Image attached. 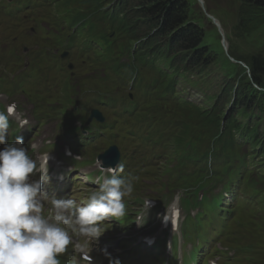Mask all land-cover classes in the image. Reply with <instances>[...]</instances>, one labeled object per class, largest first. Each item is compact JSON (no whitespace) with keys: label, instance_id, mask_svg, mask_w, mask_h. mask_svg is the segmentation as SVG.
<instances>
[{"label":"rangeland","instance_id":"374dc122","mask_svg":"<svg viewBox=\"0 0 264 264\" xmlns=\"http://www.w3.org/2000/svg\"><path fill=\"white\" fill-rule=\"evenodd\" d=\"M134 4L136 0H131ZM205 8L208 12L212 13L215 17L219 18L221 22V32L218 31L216 24L213 20L206 14L205 9H202L200 5V9L197 10V15L201 18V26L205 29V42H207L213 52L216 54L217 60H221L225 54L222 52L220 41L222 38L227 41V45L230 46L231 55L235 58H239L241 55H245V52L258 53L264 51V8H255L253 5H250L249 11L251 16L254 17L255 21H251L248 24L251 28L254 29L253 32L248 33V27H244L240 25L241 22V1L239 0H204ZM20 16H26L24 12L20 13ZM215 24V25H214ZM30 25V24H29ZM0 31L2 28L0 27ZM15 33L14 31L12 32ZM20 42H28L34 45V38H25L22 37ZM39 50L42 52L39 56H28L27 60L30 63L28 70L25 73L12 72V80L9 85L10 91H14L18 86V81L20 79L26 81L29 80L37 88L41 90H46L48 95L46 97V101L50 104L46 105L44 108H39L41 110V116L44 120L50 121L56 125V129L53 132L51 138L55 139L59 134L63 132V123L66 121L69 128H73L74 120L71 117L66 118V107L69 105L71 101L70 97V89L68 83V75L62 72V64L60 61L55 60L49 55V48H44L39 45ZM227 55V54H226ZM18 56V55H16ZM149 56V55H148ZM16 61H19L17 57ZM7 61L0 57V86L2 84L3 78H6V67ZM153 61L149 63V67L152 71L155 69L152 68ZM49 69H55L57 71L56 74H50ZM210 71L214 73H219L216 69H211ZM116 79L111 82L110 85H106L104 91L107 92L112 84L118 80V77L115 75ZM213 76H211V82L213 81ZM132 81H127L125 83L124 89L125 93L134 92L135 88H130V84ZM187 87L191 89L193 98L197 101L202 99V93H195L196 89L191 84H186ZM90 99V98H88ZM118 107L121 108V104H118ZM83 105L79 104L76 107V111L82 110ZM112 118V115L110 116ZM193 121L189 123L187 129L179 132L178 138H175V144H180V151H184L187 149H194L196 137L193 128ZM35 123V122H33ZM182 126L177 125V129H181ZM139 123L124 121L121 124H118L115 127L114 132H119L117 134V138L121 140L124 144L129 145L130 142L123 137L124 132H129L130 130H139ZM37 136H41V133L37 134ZM83 142L87 144V154H82L80 158L76 159L75 165L68 172V179L66 183L68 185H72L77 194H83L88 190H96L99 183L96 181V177L99 174V170L95 168V161L97 155L100 153L96 150H90L94 147L92 143V136L88 134L83 135ZM109 141L108 135L101 136L97 139L96 143L99 147H103ZM54 145L44 144V150L50 151L52 150ZM177 146H174L171 154L172 156L177 153ZM214 155L212 152L211 155ZM85 170V172H84ZM78 173H75L77 172ZM84 172V173H83ZM131 175L134 177L133 172ZM74 174V175H73ZM73 175V176H72ZM136 178V177H135ZM135 188L137 187H145L149 184V180L142 176H139L135 179ZM136 209H140V216H142L141 221H143L150 210L151 205H145L140 202ZM170 201L166 203V210L168 213L171 211L172 204H169ZM154 206L153 208H155ZM159 222V220H158ZM212 222V221H210ZM207 222L206 226L213 225L217 226V222L213 221L210 223ZM188 225L192 226V229L185 234L184 241L181 242L179 239L175 238L174 243L175 246L172 249L171 255L174 259L181 258V264H190L192 259H195L198 251L204 245L207 246V250H211V253L218 254L223 257V228L217 230H209L199 226V223L192 217H188L187 222ZM189 246L191 248H189ZM147 248H145L146 250ZM131 248H126L125 251H131ZM234 250H236L234 248ZM204 251V249H202ZM240 251L244 254V257L247 259L252 258L251 249L247 246L240 248ZM165 249H162V257H164ZM213 259V258H212ZM223 264H228V262H224Z\"/></svg>","mask_w":264,"mask_h":264},{"label":"clouds","instance_id":"9594fccd","mask_svg":"<svg viewBox=\"0 0 264 264\" xmlns=\"http://www.w3.org/2000/svg\"><path fill=\"white\" fill-rule=\"evenodd\" d=\"M16 106L0 111V264H60L58 256L71 243L69 229L96 236L100 222L126 214L124 198L134 191L135 177H122L123 164L105 169L109 173L88 202L77 206L73 199L51 198L54 215L45 217L43 180H30L37 163L28 154L22 136L8 142L9 120ZM27 119H20L21 127ZM49 159V156L47 157Z\"/></svg>","mask_w":264,"mask_h":264},{"label":"trees","instance_id":"16d2710c","mask_svg":"<svg viewBox=\"0 0 264 264\" xmlns=\"http://www.w3.org/2000/svg\"><path fill=\"white\" fill-rule=\"evenodd\" d=\"M242 1L255 8H264V0ZM120 3L127 20L126 34L139 41L151 56L158 72L164 74L167 68L177 69L181 65H185L184 71H187L190 65L203 66L214 61L209 46L201 44L205 30L200 24L202 21L195 17L196 0H136L134 4L131 0H120ZM247 12L250 22L257 20L251 16L249 8ZM244 59L251 67L254 78L264 84V54ZM226 61L229 74L244 72L242 66L232 63L228 58ZM168 77L169 74L163 78ZM153 95L154 89H146L137 105L153 112ZM181 110L182 107H176L173 115L165 117L169 129L178 123L180 118L175 114ZM200 140L204 142L203 138ZM223 140L232 148L236 147L229 138ZM194 159L195 156L189 157L190 161Z\"/></svg>","mask_w":264,"mask_h":264},{"label":"bare ground","instance_id":"6f19581e","mask_svg":"<svg viewBox=\"0 0 264 264\" xmlns=\"http://www.w3.org/2000/svg\"><path fill=\"white\" fill-rule=\"evenodd\" d=\"M158 113H160V111H157ZM164 114L160 115L159 118H163ZM211 157H213V154L211 155ZM177 205V202L175 203ZM51 215L53 216L54 215V212H51Z\"/></svg>","mask_w":264,"mask_h":264},{"label":"water","instance_id":"95a60500","mask_svg":"<svg viewBox=\"0 0 264 264\" xmlns=\"http://www.w3.org/2000/svg\"><path fill=\"white\" fill-rule=\"evenodd\" d=\"M202 1V0H201ZM214 20L216 21V19L214 18Z\"/></svg>","mask_w":264,"mask_h":264}]
</instances>
